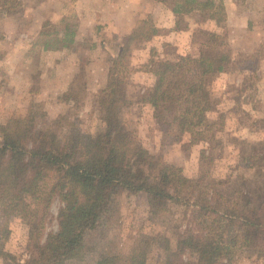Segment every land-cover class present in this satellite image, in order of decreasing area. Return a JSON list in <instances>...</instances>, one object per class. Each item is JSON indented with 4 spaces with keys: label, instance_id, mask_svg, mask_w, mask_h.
Returning <instances> with one entry per match:
<instances>
[{
    "label": "trees",
    "instance_id": "trees-1",
    "mask_svg": "<svg viewBox=\"0 0 264 264\" xmlns=\"http://www.w3.org/2000/svg\"><path fill=\"white\" fill-rule=\"evenodd\" d=\"M12 8L10 0H0V10L11 12ZM196 8L216 23L226 21L224 5L216 6L213 0L201 6L199 0H183L174 13L188 14ZM204 35L198 30L193 36V47L201 41L203 48L198 56L189 54L177 61L152 56L145 71L156 83L143 103L155 109L156 118L169 119V126L190 134L194 141L207 142L211 86L227 72L232 58L227 49L218 50L222 44L217 34L208 36L212 43L205 42ZM75 36L67 28L60 40H46L41 46L45 51L68 48ZM108 42L102 41L103 50L114 53L108 83L95 100L102 130L74 131L60 143L59 130L66 119L59 116L48 121L36 106L24 118L0 124V200L6 211L19 212L32 224L24 264L73 261L85 234L99 226L115 198L140 193L147 195L150 220L162 218L171 207L191 208V222L197 228L187 230L183 242L191 256L167 254L163 264H228L234 249L264 257V171L255 169L253 177H242L241 187L233 188L230 182L188 178L181 168L146 149L124 115L133 105L128 95L135 71L129 62L131 46L111 42V51ZM219 183L226 187L227 195L219 191ZM31 190L40 191L39 206L26 202L25 195ZM56 200L62 204L58 229L46 232ZM10 237L8 225H0V257L6 254ZM158 241V237L142 234L124 259L108 256L96 264H148ZM165 241L168 253L171 246Z\"/></svg>",
    "mask_w": 264,
    "mask_h": 264
},
{
    "label": "rangeland",
    "instance_id": "rangeland-1",
    "mask_svg": "<svg viewBox=\"0 0 264 264\" xmlns=\"http://www.w3.org/2000/svg\"><path fill=\"white\" fill-rule=\"evenodd\" d=\"M213 1L216 6L220 2L224 5L222 0ZM10 4L13 7L11 12L0 10L1 18L3 13L11 16L0 19V63L4 64L0 68V77L5 79L7 76L8 72L2 71L7 64L11 72L9 81L14 82L13 92L22 91L20 98H25L23 100L26 102L18 103L17 99L12 98L7 103L0 99V124L24 118L30 107L36 106L46 114L48 121L59 116L66 119L64 128L59 130L60 143H64L74 131L94 133L102 130L103 123L100 112L96 110L95 100L103 89L100 94L96 93L102 84L108 83V76L105 79L104 74H109L111 54L114 53L109 49L110 53L100 52L94 46L107 40L109 48L111 42L113 45L116 43L111 37L101 34L103 30L99 28L102 25L94 28L88 18L82 17L88 3L79 0H10ZM245 5L249 7V3ZM261 10L264 13V6ZM214 12L215 9H212L211 13ZM199 18L205 25L203 31L206 35L202 37L206 39L205 42L212 43L208 36L217 34L222 44L218 50L227 49L232 58L227 72L219 75L211 86L213 105L208 113L210 132L207 142L194 141L190 134L178 131L174 125L169 126V119L156 118L155 109L143 103V98L153 92L156 81L149 83L144 80V83H139L133 77L136 73L146 72V66L152 59L147 64L137 63L141 55L138 36L147 37L142 32L121 39L122 44L129 43L131 46L129 62L135 70L131 74L128 90L133 105L124 115L139 142L165 163L181 168L186 177H204L205 182L215 184L230 182L231 187L239 188L242 177H253L255 169L264 171V39L256 45V33H242L240 27H236L234 32L227 20L216 24L207 15H200ZM263 23L264 18V29ZM7 27L10 31L8 34L18 29L16 39L12 36L7 40L3 36L5 33H2L1 28L6 30ZM83 27V41L78 44L74 41L68 48L60 47L52 51L54 54L51 55L41 46L46 40H60L67 28L77 35ZM261 35L264 37V32ZM200 42L196 43L190 54H200L203 50ZM157 54L153 52L152 56L171 61L189 55L178 54L173 43L162 48L164 58ZM27 70L32 76L29 79L32 97H24V73ZM6 89L7 85L0 81V98ZM8 105L15 109H10ZM218 188L226 194V187L220 184ZM25 196L31 206L41 204L39 190L28 191ZM61 206L58 200L53 203L46 232L57 231V216ZM191 221V208L186 207H171L162 218L150 220L146 193L119 195L99 226L85 234L77 257L68 264H96L108 256L124 259L142 234L160 238L148 264H163L165 256L172 253L189 258L191 250L186 249L187 243L184 245L183 242L186 241L187 230L197 228ZM5 224L11 231V237L6 254L0 257V264H24L28 258L27 244L32 224L19 212L6 211L0 200V225ZM165 238L171 246L168 253L164 250ZM228 264H264V257L234 249Z\"/></svg>",
    "mask_w": 264,
    "mask_h": 264
},
{
    "label": "crops",
    "instance_id": "crops-1",
    "mask_svg": "<svg viewBox=\"0 0 264 264\" xmlns=\"http://www.w3.org/2000/svg\"><path fill=\"white\" fill-rule=\"evenodd\" d=\"M81 1L88 3L82 12V17L88 18L90 23H93L94 28L97 25H102L103 27L99 28L100 30H103L101 34L107 35L112 39L117 37L118 40L115 41L116 44H122L123 41L121 39L126 36L130 37L133 34H136V32H142L147 35V37L138 36L139 39L137 42L139 43L138 48L141 55H139L138 58H140V60H138L137 63L140 64H147L151 59L153 52L158 53V57L164 58L162 48L171 43L174 44L178 54L185 55L184 53H192L194 49L192 45V36L195 32L203 30L205 27L204 22H200L199 20L200 15H203V13L198 8L188 14L174 13L176 4L181 3L183 0H79V2ZM205 1L206 0H199L200 6ZM222 1L226 10V20L230 27L232 26V31L235 32L237 30L236 27H240L239 31L242 33L258 34L256 36V45H259L264 39V37H260L263 36L261 34L264 32V29L262 28L264 13L261 10L264 6V0ZM245 3H249V7H246ZM9 17H11L9 14L3 13L2 18L8 19ZM261 17L262 20H260ZM2 18L0 17V19ZM145 30L148 32L146 33ZM1 31L2 33H5L3 36H6L7 40H10L12 36H14L15 39L17 38L18 29L17 32H12L13 34H8L10 33L8 27L6 30L5 28H1ZM5 31H7V34ZM78 32L79 33L75 37L76 44L83 41L81 36L82 33H84V27L80 28ZM149 33H152V35ZM94 48H97L100 52L104 51L102 42L96 44ZM48 54L51 55L54 53L49 51ZM134 54H136V52ZM132 60H134V58H132ZM3 65L4 64L0 63V68ZM3 70H6L8 74L5 79L0 77V81L3 85H7V89L4 96L2 95L3 97L0 99H4V102L6 101L7 103H10L12 98L17 99L18 103L26 102L23 100L25 98H20L22 91L14 94V82L9 81L11 72L9 71L7 64L2 71ZM107 76L108 73L104 74L105 79H107ZM101 77L103 78V74H101ZM101 77H99V79H102ZM133 77L136 78L139 83H142L144 80L149 81V83H154L155 81L154 76L146 72L136 73ZM24 78L25 86L23 90H26L24 97H32L30 94L31 84H29V79H31L32 76L29 70L24 73ZM8 81L9 83L7 84ZM106 86L107 83L105 85L102 84L96 94H100L102 89L104 90ZM22 87L20 90H22ZM8 106L10 109H15L14 106Z\"/></svg>",
    "mask_w": 264,
    "mask_h": 264
}]
</instances>
